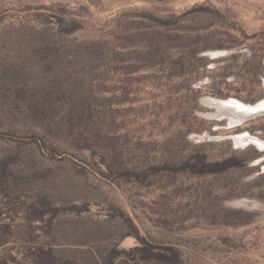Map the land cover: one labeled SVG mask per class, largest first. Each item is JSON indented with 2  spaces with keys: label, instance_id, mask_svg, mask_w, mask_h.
I'll list each match as a JSON object with an SVG mask.
<instances>
[{
  "label": "rangeland",
  "instance_id": "rangeland-1",
  "mask_svg": "<svg viewBox=\"0 0 264 264\" xmlns=\"http://www.w3.org/2000/svg\"><path fill=\"white\" fill-rule=\"evenodd\" d=\"M206 97L264 101V0H0V264H264V113Z\"/></svg>",
  "mask_w": 264,
  "mask_h": 264
},
{
  "label": "bare ground",
  "instance_id": "bare-ground-1",
  "mask_svg": "<svg viewBox=\"0 0 264 264\" xmlns=\"http://www.w3.org/2000/svg\"><path fill=\"white\" fill-rule=\"evenodd\" d=\"M203 102L217 108L216 112L208 114V116L218 118L227 117L230 123L234 125L243 123L249 117L264 113V101L252 106L242 104L241 102L235 100L223 101L206 97L203 99ZM235 140L237 144L246 145L253 143L254 145L258 146L260 150H264V141L255 136L244 134L237 136ZM240 204L250 206L253 205V202H250L249 200H241Z\"/></svg>",
  "mask_w": 264,
  "mask_h": 264
}]
</instances>
